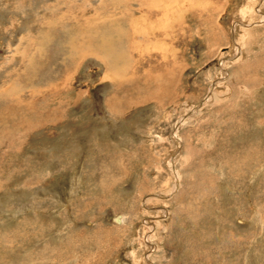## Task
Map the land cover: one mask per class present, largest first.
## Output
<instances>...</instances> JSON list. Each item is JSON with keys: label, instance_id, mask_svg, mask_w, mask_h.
I'll return each instance as SVG.
<instances>
[{"label": "rangeland", "instance_id": "374dc122", "mask_svg": "<svg viewBox=\"0 0 264 264\" xmlns=\"http://www.w3.org/2000/svg\"><path fill=\"white\" fill-rule=\"evenodd\" d=\"M0 264H264V0H0Z\"/></svg>", "mask_w": 264, "mask_h": 264}, {"label": "bare ground", "instance_id": "6f19581e", "mask_svg": "<svg viewBox=\"0 0 264 264\" xmlns=\"http://www.w3.org/2000/svg\"><path fill=\"white\" fill-rule=\"evenodd\" d=\"M115 220H118V218H116Z\"/></svg>", "mask_w": 264, "mask_h": 264}]
</instances>
